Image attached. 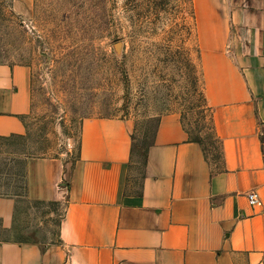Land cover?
I'll return each mask as SVG.
<instances>
[{
  "label": "crops",
  "instance_id": "0c3cea01",
  "mask_svg": "<svg viewBox=\"0 0 264 264\" xmlns=\"http://www.w3.org/2000/svg\"><path fill=\"white\" fill-rule=\"evenodd\" d=\"M33 2L11 5L27 15ZM191 4L219 161L164 112L127 190L131 121L87 116L69 170L60 156L25 160V196L63 204L58 241L0 239V264H264V0ZM30 108L29 65L0 61V136L24 133ZM16 198L0 195L5 226Z\"/></svg>",
  "mask_w": 264,
  "mask_h": 264
},
{
  "label": "rangeland",
  "instance_id": "374dc122",
  "mask_svg": "<svg viewBox=\"0 0 264 264\" xmlns=\"http://www.w3.org/2000/svg\"><path fill=\"white\" fill-rule=\"evenodd\" d=\"M194 25L191 0H34L27 15L0 0V61L31 69L25 132L0 136V191L17 197L11 225L0 220V239L58 241L63 204L25 196V160L60 156L69 170L87 116L131 121L127 190H138L164 112L177 111L219 161Z\"/></svg>",
  "mask_w": 264,
  "mask_h": 264
},
{
  "label": "built area",
  "instance_id": "2783aa9c",
  "mask_svg": "<svg viewBox=\"0 0 264 264\" xmlns=\"http://www.w3.org/2000/svg\"><path fill=\"white\" fill-rule=\"evenodd\" d=\"M248 198L251 203H254L257 200L256 193L254 191L249 192Z\"/></svg>",
  "mask_w": 264,
  "mask_h": 264
},
{
  "label": "trees",
  "instance_id": "16d2710c",
  "mask_svg": "<svg viewBox=\"0 0 264 264\" xmlns=\"http://www.w3.org/2000/svg\"><path fill=\"white\" fill-rule=\"evenodd\" d=\"M146 157V156H145ZM25 176V174H24ZM23 188H24V192L26 191V182H25V177H24V180H23ZM0 195H10L9 192H6V191H0Z\"/></svg>",
  "mask_w": 264,
  "mask_h": 264
}]
</instances>
